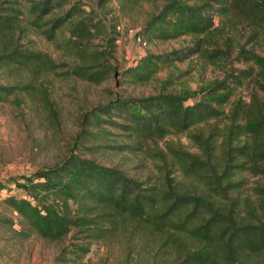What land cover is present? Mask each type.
Returning a JSON list of instances; mask_svg holds the SVG:
<instances>
[{"label":"trees","instance_id":"16d2710c","mask_svg":"<svg viewBox=\"0 0 264 264\" xmlns=\"http://www.w3.org/2000/svg\"><path fill=\"white\" fill-rule=\"evenodd\" d=\"M110 0H95L104 8ZM0 2V34L17 27L22 11L15 2ZM28 23L47 40H58L68 61H51L45 54L16 45L0 51V65L53 71L99 85L116 71L113 57L116 32L107 27L94 5L82 0H33ZM245 19L264 32V0H166L140 27L146 41L169 40L190 35L192 44L170 52L147 53L123 73L139 83L148 82L156 71L175 61L203 53L205 38L215 29L214 17ZM238 58L264 60L242 46ZM245 54V55H244ZM226 53L208 51L210 60ZM264 72V71H261ZM249 70L228 72L198 89L174 92L165 89L142 97H119L93 107L91 128L83 145L91 154L102 148L132 151L134 144H113L106 128H119L138 144L163 140L171 132L185 131L201 153L173 149V167L184 181L167 173L153 181L136 179L118 166L105 165L92 157L70 153L59 165L23 173L11 179L22 192L8 194L2 203L19 217L26 229L0 215L22 237L30 232L44 240L62 242L69 235L82 241L72 254L81 256L97 240L118 237L127 256L139 264H264V106L254 94L249 103H229L233 89L248 78ZM263 74V73H262ZM263 76V75H262ZM264 93V76L259 83ZM23 87L0 85V101ZM223 116L230 124L218 125ZM213 121V123H210ZM203 125H209L205 135Z\"/></svg>","mask_w":264,"mask_h":264},{"label":"rangeland","instance_id":"374dc122","mask_svg":"<svg viewBox=\"0 0 264 264\" xmlns=\"http://www.w3.org/2000/svg\"><path fill=\"white\" fill-rule=\"evenodd\" d=\"M15 2L20 8L19 24L10 32L0 34V51L16 45L19 49H32L45 54L52 62L68 61L61 39L67 32L61 31L58 40H47L29 23L28 8L33 0H0L2 6ZM95 7L104 18L107 27L116 32V51L113 62L115 72L99 85L88 84L75 78H63L53 71L29 67H7L0 65V85H29L28 90L9 95L0 101V182L12 193L20 194L11 179H19L21 174L35 169L59 165L70 153L92 157L105 165H115L130 176L149 182L160 173L170 178L184 181L178 168L173 167L172 150L200 154L199 146L183 132H171L163 140L138 144L123 134L119 128H106L107 139L113 144H134L132 151L102 148L91 154L83 145L86 129L94 130L88 119L94 106L119 97H142L155 94L162 89L174 92L198 89L214 80L222 79L226 73L240 74L249 70L248 78L232 91L228 104L223 108L229 114L231 102L249 103L254 94L260 96L264 106V93L259 88L263 80L264 68L254 61L238 58V48L253 51L264 60V32H259L245 19L236 16H215V29L205 38L203 53H196L181 61L159 68L146 83H139L127 77L125 68L135 65L147 53L160 54L192 44L190 35H182L169 40L146 41L139 35L141 25L160 8L166 0H110L102 9L96 7L95 0H82ZM190 2L193 0H189ZM218 48L226 55L210 60L208 51ZM245 55V54H244ZM263 73V74H262ZM263 75V76H262ZM213 123V121H210ZM222 131L230 124L229 117L223 116L217 122ZM205 135L209 125H203ZM8 194L5 187L0 190V215L13 220L15 229H26L19 223V217L2 203ZM82 239L69 235L62 242L44 240L35 233L22 237L7 225H0V258L3 264H139L130 253L127 256L123 242L118 238L97 240L91 243L89 251L75 257L72 251Z\"/></svg>","mask_w":264,"mask_h":264},{"label":"built area","instance_id":"2783aa9c","mask_svg":"<svg viewBox=\"0 0 264 264\" xmlns=\"http://www.w3.org/2000/svg\"><path fill=\"white\" fill-rule=\"evenodd\" d=\"M0 264H3V261H2V259L0 258Z\"/></svg>","mask_w":264,"mask_h":264}]
</instances>
